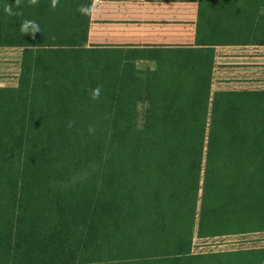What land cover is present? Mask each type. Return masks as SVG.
<instances>
[{"label":"trees","instance_id":"trees-1","mask_svg":"<svg viewBox=\"0 0 264 264\" xmlns=\"http://www.w3.org/2000/svg\"><path fill=\"white\" fill-rule=\"evenodd\" d=\"M80 2L0 0L41 29L0 40L38 46L0 87V264H264L191 253L264 230V90L211 91L214 45L264 34V0H198L194 44L146 50L85 46Z\"/></svg>","mask_w":264,"mask_h":264},{"label":"crops","instance_id":"crops-1","mask_svg":"<svg viewBox=\"0 0 264 264\" xmlns=\"http://www.w3.org/2000/svg\"><path fill=\"white\" fill-rule=\"evenodd\" d=\"M88 11V29L85 46L135 48L146 50L156 47L192 45L198 14V0H82ZM57 15L72 6L56 5ZM24 19V13L18 19ZM29 19V16H27ZM15 25V15L0 14V40L26 39L25 34L7 31ZM36 45L0 43V87H15L25 48ZM140 69H154V60L140 58L135 61ZM10 76V77H8ZM1 80L3 82H1ZM9 80V81H7ZM216 90H264V34L250 33L242 42L214 45V60L211 73V91ZM264 232L249 231L193 237L191 253L232 252L247 249H262L264 246L236 248L210 252H194L195 239L225 237L236 234Z\"/></svg>","mask_w":264,"mask_h":264},{"label":"rangeland","instance_id":"rangeland-1","mask_svg":"<svg viewBox=\"0 0 264 264\" xmlns=\"http://www.w3.org/2000/svg\"><path fill=\"white\" fill-rule=\"evenodd\" d=\"M1 82L3 81L1 80ZM146 106L147 103L144 100H139L136 104V120L138 124L142 123ZM194 242V252H210L264 246V232L244 233L208 239H195Z\"/></svg>","mask_w":264,"mask_h":264},{"label":"clouds","instance_id":"clouds-1","mask_svg":"<svg viewBox=\"0 0 264 264\" xmlns=\"http://www.w3.org/2000/svg\"><path fill=\"white\" fill-rule=\"evenodd\" d=\"M22 3V0H13V4L19 6ZM27 3L35 6L38 3V0H27ZM58 3V0H50V6L55 7ZM3 11L8 15H19L18 11H14L11 4H6L3 8ZM80 11L83 13H87L89 11L86 7H81ZM40 26L34 21L30 19H23L19 24V31L21 34H28L29 36H33L36 32L40 31ZM100 95V88L97 86L96 88L90 91V96L92 99L98 98Z\"/></svg>","mask_w":264,"mask_h":264}]
</instances>
